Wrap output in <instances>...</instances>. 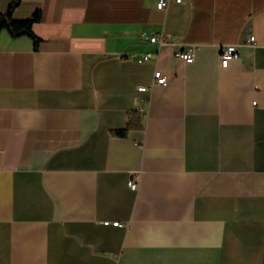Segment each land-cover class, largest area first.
I'll use <instances>...</instances> for the list:
<instances>
[{
	"label": "crops",
	"instance_id": "obj_1",
	"mask_svg": "<svg viewBox=\"0 0 264 264\" xmlns=\"http://www.w3.org/2000/svg\"><path fill=\"white\" fill-rule=\"evenodd\" d=\"M156 3L13 12L41 41L0 34V264H264V0Z\"/></svg>",
	"mask_w": 264,
	"mask_h": 264
},
{
	"label": "built area",
	"instance_id": "obj_2",
	"mask_svg": "<svg viewBox=\"0 0 264 264\" xmlns=\"http://www.w3.org/2000/svg\"><path fill=\"white\" fill-rule=\"evenodd\" d=\"M174 1L175 3H180L181 0H157L156 3V9L159 11H164L167 9L168 4ZM147 42L150 44H157L159 47L165 45L168 43L170 40V37L166 35L165 33L161 32L158 33L157 35H153L151 37L145 38ZM248 45H252L254 43V37H249L247 40ZM176 51L175 55L182 60L184 63H191L193 61V56L194 52L197 48V45L194 44H185L183 45L181 42H176L175 43ZM155 57L154 53H147L144 54L143 56L139 57L137 59L138 63H147L151 59ZM238 58V53H237V44H228V45H223L220 48V53H219V66L221 68H226L229 61L233 59ZM166 84V79L165 77L159 72L158 70L154 71L153 73V80L150 86H164ZM137 90L139 92H145L148 90L147 87L145 86H139L137 87ZM128 188L131 190H136L138 187V179L135 176H131L130 179L128 180ZM105 225H112L114 227H119L121 224L119 222H113V223H104Z\"/></svg>",
	"mask_w": 264,
	"mask_h": 264
},
{
	"label": "trees",
	"instance_id": "obj_3",
	"mask_svg": "<svg viewBox=\"0 0 264 264\" xmlns=\"http://www.w3.org/2000/svg\"><path fill=\"white\" fill-rule=\"evenodd\" d=\"M20 3L21 0H12L7 10L4 13L0 12V34L4 32L11 38L28 37L32 41L33 49L36 50L41 40L33 34L32 25L39 21V12L36 11L25 21H15L12 14L19 7ZM139 129H141L139 114L130 112L125 127L114 130L111 133L116 137L123 138L129 131Z\"/></svg>",
	"mask_w": 264,
	"mask_h": 264
}]
</instances>
